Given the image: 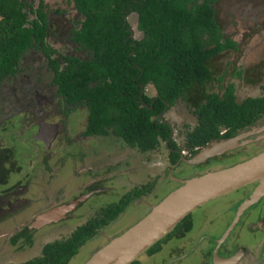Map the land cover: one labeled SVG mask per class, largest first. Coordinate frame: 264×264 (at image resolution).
Segmentation results:
<instances>
[{
	"label": "flooded vegetation",
	"instance_id": "flooded-vegetation-1",
	"mask_svg": "<svg viewBox=\"0 0 264 264\" xmlns=\"http://www.w3.org/2000/svg\"><path fill=\"white\" fill-rule=\"evenodd\" d=\"M68 1L75 15L81 20L82 16L75 9L72 0ZM218 1L220 0L214 1L212 7L218 28V44L223 46L218 53L207 59L211 74L210 81L203 87L194 88L190 100L205 94H215L221 98L230 86L233 102L238 105L233 111L239 112L234 121L241 124L231 132L228 126H218V137L210 139L205 145L230 139L234 140L233 147L198 164L178 163L172 170L177 171L176 177L179 178H184L179 173H185L186 167L204 170L208 165L217 164V168H221L264 150V110L255 113L256 102L264 98V42L258 40L259 31H249L247 26L241 25L231 31L224 30L216 15L215 4ZM28 2L31 4L30 1ZM38 5H41L46 15L44 2L37 0L36 6L32 5V7L36 8ZM54 12L61 14L63 10L54 9ZM131 13L135 12L130 11L124 17L126 22ZM80 20L72 19L73 27L68 34L70 44L68 46L74 54L65 51L57 55V46L48 44L47 38L52 36V25L47 19L44 46L49 55L34 46L27 48L21 54L13 73L0 81V253L5 247L10 248L12 255L23 254L32 248L39 230L75 217L76 211L84 207L93 194L105 192L107 188L101 184L104 175L92 173L94 163L86 165L88 162L85 158L91 157L92 153V149L89 148L91 142L97 143L100 138L112 142L116 138L122 143L124 150L130 148L110 130L105 134L87 133L88 107L84 103L69 100L65 94L59 92L58 84L54 82L53 62L58 65L59 70H62L66 65L62 59L64 56L84 57L83 50L79 49L78 44L72 39L74 35L72 32L78 28ZM135 29H137L136 25ZM263 29L261 28L260 32ZM127 31H130L128 36L133 39H139L142 35L137 29L140 36L134 38L130 26ZM252 36L256 38L254 41L250 40ZM215 45L211 43L207 48ZM35 50L41 54L40 57L35 54ZM31 53L35 54V58H31V55L30 59L29 56L25 58L26 54ZM42 61H44L43 66ZM202 101L204 100L201 98ZM173 108L175 111H172ZM230 109L224 108L225 111ZM194 110V105L188 106L182 99L169 107L164 106L163 111L160 112L162 116L159 117L160 113L157 116L170 127L169 130L172 131L170 139L175 140L172 136L174 130L179 132L182 138L186 130L194 127L197 121ZM74 114H77V118L74 131L71 132L70 119ZM178 115H181L180 119ZM248 118L252 120L247 122ZM18 138L22 139L20 143L24 144L23 155L26 157L19 158L20 162L13 157L15 146L12 143ZM201 147L195 148L192 152L183 149L177 151L183 156L193 157ZM65 167L70 168L75 175L84 172L83 170L89 172L83 176L84 181L76 188V192H65L66 182L58 183L61 171ZM137 174L140 176L141 172ZM136 184L131 189L140 188L144 183L138 181ZM256 184V182L248 183L233 189V193H236L233 201L226 202L223 208L212 215L205 214V219L208 217L210 219L207 229L198 241L191 244L189 250L166 260L164 258L159 263L171 264L188 256L186 264H193V261L195 264H221L226 258L235 256L237 261L234 264H257L264 255V194L241 211L233 228L219 244L216 254H213L215 240L232 221L237 207ZM143 195H138L132 201ZM108 204L110 203H106ZM46 211L48 213L40 220L50 218V221L39 224L38 217ZM217 227L220 231H213ZM184 234L179 238H183ZM201 240L205 242L204 246H200L197 254L190 257L192 256L189 255L190 250L202 244ZM181 255L183 256L179 257Z\"/></svg>",
	"mask_w": 264,
	"mask_h": 264
},
{
	"label": "trees",
	"instance_id": "trees-1",
	"mask_svg": "<svg viewBox=\"0 0 264 264\" xmlns=\"http://www.w3.org/2000/svg\"><path fill=\"white\" fill-rule=\"evenodd\" d=\"M214 1L72 0L82 16L72 39L84 57L64 56L66 65L62 70L53 62L54 82L69 100L88 107L87 133L105 134L110 130L139 152L163 144L168 163L174 164L179 157L177 149L192 152L218 137V126H228L231 132L241 124L234 121L239 112L233 111L238 105L233 102L230 86L221 98L205 94L190 100L194 88L210 81L207 59L223 46L218 44ZM130 11L137 16L136 26L142 32L139 39L128 36L124 17ZM28 14L33 17L29 19ZM46 27L41 5L33 8L27 0H0V81L13 73L27 48L34 46L49 55L44 46ZM211 43L216 45L207 48ZM146 87H151L152 95L145 92ZM179 99L194 105L197 121L178 144L170 139L164 145L170 130L157 115L164 105L169 107ZM255 105V113L264 110V98ZM151 188L152 184L146 182L130 190L100 208L66 237L42 244L38 255L17 264H67L85 241ZM190 228L189 213L143 253H155L161 243L179 238ZM129 264L139 262L134 259Z\"/></svg>",
	"mask_w": 264,
	"mask_h": 264
},
{
	"label": "rangeland",
	"instance_id": "rangeland-1",
	"mask_svg": "<svg viewBox=\"0 0 264 264\" xmlns=\"http://www.w3.org/2000/svg\"><path fill=\"white\" fill-rule=\"evenodd\" d=\"M28 1H30L33 6L37 4V0ZM42 1L44 2L45 11L47 12V19L52 25V36L47 38L48 44L57 46L58 51L56 50V54H62L65 51L71 52V48L68 46L70 45L68 39L69 30L73 27L71 26V22L73 18H76L77 21L80 20V17L75 15L74 9L68 0ZM54 9H61L63 12L61 14H55ZM215 9L217 18L224 30L231 31L241 25L247 26L249 31H259L257 34V37H259L258 40H263L264 42V29L260 32V29L264 28V0H220L215 4ZM32 17L33 15L28 14L29 19ZM127 22L134 34V38H138L140 32L135 29L137 22L136 14L131 13L128 15ZM255 39L256 38L252 36L250 40L254 41ZM35 52L39 57L41 56L38 51L35 50ZM35 54H26L25 58L29 56L30 59V55L31 58H35ZM70 54L74 53L71 52ZM43 62L44 61H42V66ZM23 68L25 70L26 65ZM145 92L149 96L153 94L151 87H146ZM178 104L180 105L179 102ZM172 111H175V108H173ZM76 118L77 114H74L70 119L71 132L74 131ZM178 118L180 119L181 115H178ZM173 123L174 121L172 124ZM172 136L175 139L174 141L178 144L181 139V134L174 130ZM21 140V138H18L16 142L12 143L15 146L13 148V157L19 162L21 161L19 158L24 156L23 153L25 151L24 144L20 143ZM91 143L89 148L92 149V153L91 157L86 156L85 161L88 162L86 165L94 163L95 165L92 173L104 175L101 184L107 188L105 192L93 194L89 202L76 211L75 217H71L50 226H45L39 230L32 248L24 252L25 254L12 255L10 248L4 247L0 253V264H17L22 260L38 255L42 244L54 239L66 237L76 226L83 223L89 216L94 215L96 211L106 205V203L116 202L122 195L132 190L131 188L137 185L136 183L138 181H140L141 184H145L146 182L151 183L152 188L148 193L130 202L115 219L99 229L91 239L85 241L67 262V264H82L91 253L107 243L110 238L118 235L146 214L150 205L156 204L170 190L178 186V183L168 176L169 163L166 158V149L163 147V144H160L158 148L152 151L138 152L136 149L128 147L124 150V146L116 138H114L112 142L108 139L100 138L97 143ZM122 155H124V157ZM25 158L24 156V159ZM229 164H232V162ZM216 165L217 164H214V166L208 165L204 167V170L186 167L185 173H179V175H183V179L189 178L190 176L201 174L200 171L218 169ZM83 171L84 172L75 175L71 172L70 168L65 167L61 171L60 178L58 177V183L61 182L64 184L66 182L64 186L65 192H76V188L84 181L83 176L89 173L87 170ZM139 172H141L140 176L137 174ZM171 174L173 177L178 176L177 171L172 170ZM235 194L236 193H233V190H231L192 210L190 212L191 229L184 234V237L169 238L160 244L158 251L151 255H146L142 252L136 257L139 264H160L159 262H161L162 259L165 258L164 260H166L175 254L186 251L191 244L198 241L200 236L205 232V229H207L206 227L208 226L207 224L210 217L205 219V214L212 215L221 207L223 208L226 202L234 200ZM217 230H219L218 227L213 229L215 232ZM201 242L202 244H199L197 248L192 251L190 250L189 255H192L190 257H194L201 248L200 246H204L205 242L202 240L200 243ZM187 260L188 256H185L173 261L171 264H186ZM262 262H264V255L257 264H261ZM193 264H195L194 261Z\"/></svg>",
	"mask_w": 264,
	"mask_h": 264
},
{
	"label": "water",
	"instance_id": "water-1",
	"mask_svg": "<svg viewBox=\"0 0 264 264\" xmlns=\"http://www.w3.org/2000/svg\"><path fill=\"white\" fill-rule=\"evenodd\" d=\"M161 116L160 113L159 117ZM171 132L170 129V135L165 143L170 139ZM215 143L210 148L208 147L210 144L204 145L193 157L179 154L178 160L168 169V176L177 182L178 186L170 190L156 204L150 205L146 214L121 233L110 238L107 243L91 253L82 264H129L198 206L240 186L256 182L249 195L237 207L232 221L215 240L213 248L215 255L219 244L233 228L241 211L264 194V150L232 165L209 170L189 178L172 176L171 171L178 163L182 162L186 165L201 163L209 157L232 148L234 140L215 141ZM47 213L46 211L38 217L39 224L50 221V218L40 220ZM236 261L237 258L232 256L226 258L221 264H234Z\"/></svg>",
	"mask_w": 264,
	"mask_h": 264
},
{
	"label": "bare ground",
	"instance_id": "bare-ground-1",
	"mask_svg": "<svg viewBox=\"0 0 264 264\" xmlns=\"http://www.w3.org/2000/svg\"><path fill=\"white\" fill-rule=\"evenodd\" d=\"M215 144H216V143L213 142V143L210 144V146H208V147H209V148H210V147H213Z\"/></svg>",
	"mask_w": 264,
	"mask_h": 264
}]
</instances>
